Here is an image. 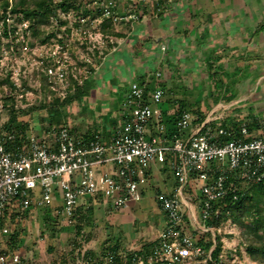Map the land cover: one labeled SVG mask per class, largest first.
I'll return each instance as SVG.
<instances>
[{"label":"crops","instance_id":"0c3cea01","mask_svg":"<svg viewBox=\"0 0 264 264\" xmlns=\"http://www.w3.org/2000/svg\"><path fill=\"white\" fill-rule=\"evenodd\" d=\"M117 33L105 41L98 58L93 53L82 55L83 44L70 50L65 45L69 62L75 63L69 74L83 82V93L80 100L64 109L58 124H65L76 136L93 133L101 142H108L121 122L119 102L134 82L148 90L156 84L162 88L161 119L169 136L176 131L173 114L177 110L191 114V128L186 134L203 125L216 130L223 123L230 129L247 123L253 128L264 121V0H168L150 4L136 20L121 24ZM82 62L87 65L80 66ZM155 73H160L159 79ZM42 117L43 124L33 123L36 134L29 132V136L45 138L44 128L50 122L46 114ZM200 117L203 121L196 125ZM150 129L153 134L154 126ZM149 172L139 202L112 210L100 196L79 201L78 210H91L90 223L84 229L92 236L87 244L91 246H83L82 252L93 249L101 239H119L123 249L137 251L143 243L160 238L166 222L156 196L174 194L178 184L167 166L153 163ZM59 204L54 200L46 215H54ZM182 204L186 226L197 232L199 239L204 237L207 233L197 225L198 205L190 191L183 195ZM31 214L33 210L26 219L32 218ZM22 225L21 240L26 234ZM20 242L14 251H20ZM32 255L22 254L41 264L39 257Z\"/></svg>","mask_w":264,"mask_h":264},{"label":"built area","instance_id":"2783aa9c","mask_svg":"<svg viewBox=\"0 0 264 264\" xmlns=\"http://www.w3.org/2000/svg\"><path fill=\"white\" fill-rule=\"evenodd\" d=\"M119 1L105 0L101 9H97L99 16L90 23L91 29L99 28L102 18H111L114 22L136 20L134 14H113L112 9ZM75 23L76 19L70 28ZM85 23L82 19L81 24ZM78 32L90 34L81 28ZM95 35L103 44L99 29ZM45 60L49 61L47 74L61 93L72 67L68 55L57 43L40 57L38 69ZM5 73L0 64V76ZM9 74L14 89L21 90L18 70L13 69ZM155 78L159 79L160 73H155ZM162 102L160 85L148 90L145 85L134 82L119 102L121 122L108 142H101L96 135L87 144H80L68 128L61 127L45 135L46 139L52 138L51 142L29 136L26 149L16 154L0 144V264H32L7 245L26 209L31 206L45 209L58 200L60 204L53 216L68 226L75 223L79 201L85 197L100 196L112 210H119L141 200L153 163L167 166L178 184L174 194L156 196L166 222L159 238L160 246L155 250L157 259L168 264H183L197 257H202L204 262L209 260V252L204 255L187 233L182 206L184 190L190 178L198 183V192L193 195L198 205L197 225L214 238L220 228L206 223L219 218L218 201L229 193L235 199V194L249 184L264 182V121H258L251 129L247 123H241L234 137L222 140L227 132L204 125L186 134L191 128V114L179 111L173 114L176 131L169 136L161 119ZM2 110L0 101V113ZM151 126H154L153 134ZM228 177L232 178L229 184Z\"/></svg>","mask_w":264,"mask_h":264},{"label":"trees","instance_id":"16d2710c","mask_svg":"<svg viewBox=\"0 0 264 264\" xmlns=\"http://www.w3.org/2000/svg\"><path fill=\"white\" fill-rule=\"evenodd\" d=\"M105 0H13L10 5L8 0L0 2V21L2 23L3 32L0 35V41L2 37L9 38L6 28H8L7 20L12 18L15 23L27 22L28 29L32 30V38L36 37V32L41 31L40 37L36 40H29L26 45L33 47L34 41L49 46L53 43H58L65 49V41L62 38H58L57 32L46 31L47 26L53 24L52 20L65 25L67 22H63L67 15H72L76 19V23L72 28H65L60 31V26L57 31L64 34L66 39H70L72 31L74 29L79 30L81 26L83 28L90 27V23L99 16L97 9H101V4ZM168 0H151L149 3L143 0H136L132 3L131 0H126L127 5H131V10H121L120 1L117 2V6L112 9L113 14L129 16L134 14L139 17L140 12L146 11L148 5L161 4ZM126 8V7H125ZM85 19L86 23L81 24V20ZM127 20L121 22H114L111 18H102L99 24V32L101 33L104 41L108 42L110 37H116L118 28L121 24L126 23ZM56 23V24H57ZM8 28V31L13 32L15 28ZM87 36H84V41H87ZM13 40V39H12ZM14 42V41H13ZM90 46V45H89ZM17 47V46H16ZM19 47V46H18ZM52 47V46H51ZM91 51L97 58L99 57V50L95 46H90ZM18 50V49H17ZM1 52V51H0ZM1 57V56H0ZM80 66H86V62L79 64ZM49 61L45 60L44 65L38 71L39 78L38 92L42 94L43 101H40L37 105H32L28 109L35 111L42 109V114H46L49 119V125L44 128V134L50 132L51 129H59L61 127L68 128L65 124L59 125L58 120L62 118L65 108L70 106L73 102L80 100L83 93V82L75 80L72 76H68L65 81L66 87L64 93L60 94V90L56 89L51 77L47 74V67ZM90 71V68H88ZM23 88V87H22ZM14 89L11 81L10 74L5 73L0 76V101L2 102L3 110L0 113V144L6 151L16 154L19 150H24L28 143V125L25 119H23L25 112L21 109L15 108L13 103L12 94ZM23 92V91H22ZM20 92V93H22ZM23 96V94H21ZM24 100V99H23ZM22 100V101H23ZM176 112H179L177 110ZM4 117V121L1 122ZM41 118L43 119L42 115ZM204 117H200L196 120V125H200ZM174 124L176 122L173 116ZM249 129L250 126H248ZM251 127H253L251 125ZM237 127L235 125L232 129L228 128L226 124L221 125V129L227 132V135L222 136V140H228L234 137ZM69 134L78 141L80 144L92 141L95 139L96 134L86 133L76 136L74 131L68 128ZM233 131V132H232ZM7 136H12V139H7ZM46 142H51L52 138H45ZM232 182V178H227V184ZM218 207L220 209V216L218 219L209 220L206 224L215 229L222 228L226 222H230L236 226L240 234L245 240V248L248 255L257 263L264 264V182L257 184H249L246 189H243L235 194V199L232 194H227L223 199L218 201ZM34 207L26 209L23 213L20 222L15 224V228L8 240V247L14 251L17 249L21 240L24 227L22 222L28 217L29 212ZM46 217V216H45ZM91 210L90 208L83 210H76L75 223L71 227V236L69 237V243L67 249L63 253H60L58 259L52 261V264H76L81 261V264H168L165 261L157 259L155 250L160 246V240L154 242L143 243L141 248L137 251H127L122 248V244L119 239L113 241L111 238L98 240L93 249H87L82 252V247L87 245L92 240V236L89 233H85L84 229L90 223ZM47 217L45 221L47 222ZM46 223L45 225H47ZM49 239L51 244L47 247L46 253L53 255L56 252L54 244L57 238L58 231L54 227L49 228ZM208 235V236H206ZM197 244L202 248L204 255L209 252V260L205 264H224L221 261L222 243L220 236L215 232L214 238L209 234H204ZM196 259L201 260L202 257ZM36 264V263H32ZM38 264V263H37Z\"/></svg>","mask_w":264,"mask_h":264},{"label":"rangeland","instance_id":"374dc122","mask_svg":"<svg viewBox=\"0 0 264 264\" xmlns=\"http://www.w3.org/2000/svg\"><path fill=\"white\" fill-rule=\"evenodd\" d=\"M5 0H0V2ZM10 5L12 4L13 0H8ZM136 2V0H132L133 2ZM121 10L125 9L127 11L131 10L132 4L127 5L126 0H121L120 2ZM126 7V8H125ZM71 15V14H70ZM12 18H8L7 24L8 28L12 30L11 28H15L14 33L8 31V28H6V31L8 32L9 38L2 37L0 41V63L2 65V69L6 73H10L13 69L18 70L20 76V84L22 85L21 90H16V92L9 94H12L13 97V103L15 108L21 109L25 112L23 119L26 120L28 125V132L33 134H36L34 130H32L33 123H41L43 124V121H41V115L42 114L40 109H37L35 111H30L28 108L32 105H37L40 103V101H43V96L41 93L38 92V86H39V78L36 76L38 75L39 71V61L40 57L42 55H46L48 53L51 46L56 45L57 43H53L51 45H44L39 43V41H34L33 47L31 48L29 45H26L29 40H36L38 37L43 34L41 31L36 32V37L32 38V30L28 29L27 22H21V23H15ZM75 18L71 15L69 17H66V19H63V22H67L65 25H60L59 23L55 22V20H52L53 24L50 26H47L46 31L50 33L51 31L57 32V37L62 38L66 43V49L74 48L77 45L80 46V53L82 55L90 54L89 51H91L90 46L93 44L95 47H97L98 50L101 49V47L105 46V41L103 44L102 40H99L98 37H96V33H98V27H94L91 29V26L88 28H83L81 26L82 30L88 31L89 35L86 33L84 35L82 32H78L77 29H74L72 31V35L70 39H66L64 34L57 31L60 26V31H63L65 28H70L71 23L73 22ZM57 23V24H56ZM57 25L58 27L54 26ZM3 32L2 23L0 21V35ZM84 36H87V41H84ZM13 39V40H12ZM104 40V39H103ZM14 41V42H13ZM101 44V45H100ZM90 45V46H89ZM17 46V47H16ZM19 46V47H18ZM18 49V50H17ZM69 57V56H68ZM74 67L75 63H70V67ZM71 67V69H72ZM77 70V69H76ZM36 76H35V75ZM68 76H72V74H69ZM79 77V76H78ZM82 79V78H81ZM80 79V81H81ZM23 91V92H22ZM22 92V93H20ZM64 90L61 91L60 94H63ZM8 94V95H9ZM23 94V96L21 95ZM24 99V100H23ZM23 100V101H22ZM29 115L31 118H29ZM33 116V117H32ZM4 117L2 118L1 122L4 121ZM32 120L34 122H32ZM36 136V135H35ZM199 185L196 181H194L192 178H190L189 184L187 188H185V193H188L190 191L191 195L193 196L195 193L198 192ZM33 214H31L32 218L26 219L23 224H25V232L21 242H20V248L18 254L22 255L23 253L27 254H33L32 256L36 259L39 257V261L41 264H52V261L58 259L60 253H63L64 250L67 249L68 243H69V237H72L71 235V227L66 225L61 219L56 218L52 214L47 216V208L38 210L36 208H33ZM30 216V217H31ZM47 217V222L45 221V218ZM196 218L199 220V214L196 213ZM48 223L47 225H45ZM51 227H54L56 231H58L57 238L54 241L56 252L53 255H48L46 253V248L51 244V239H49V233ZM188 227V235L197 243L199 239V235L195 231H191L189 226ZM194 232L192 235L191 233ZM217 235L221 238L222 243V253H221V261L224 264H259L255 262L247 253V250L245 248V240L240 234L239 229L231 224L229 221L223 225V227L220 229L219 232H217ZM208 236V235H206ZM213 237V236H212ZM32 240V241H29ZM29 242H32L30 244ZM31 245V246H30ZM89 245H84L85 248L90 247ZM93 246V245H92ZM27 257V256H26ZM25 257V258H26ZM203 259L198 260L196 258H193L191 260H188L184 262L183 264H205Z\"/></svg>","mask_w":264,"mask_h":264}]
</instances>
